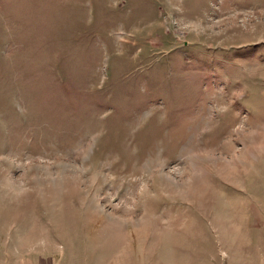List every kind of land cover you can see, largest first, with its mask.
<instances>
[{
  "label": "rangeland",
  "instance_id": "1",
  "mask_svg": "<svg viewBox=\"0 0 264 264\" xmlns=\"http://www.w3.org/2000/svg\"><path fill=\"white\" fill-rule=\"evenodd\" d=\"M0 264H264V0H0Z\"/></svg>",
  "mask_w": 264,
  "mask_h": 264
}]
</instances>
